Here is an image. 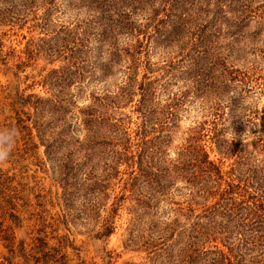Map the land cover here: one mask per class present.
Returning a JSON list of instances; mask_svg holds the SVG:
<instances>
[{
  "label": "rangeland",
  "instance_id": "1",
  "mask_svg": "<svg viewBox=\"0 0 264 264\" xmlns=\"http://www.w3.org/2000/svg\"><path fill=\"white\" fill-rule=\"evenodd\" d=\"M47 1L0 0V128L15 127L20 133L9 162L0 166V175L11 178L10 188L5 190L6 199L0 196V207L6 208L12 196L10 207L17 216L13 219L0 212V264H162L163 250L176 255L180 240L174 235L164 248L166 245L159 244L154 231L150 234L146 228L147 215L141 213L136 221L131 220V202L119 197L129 194L125 188L131 173L137 172L133 161L128 162L129 166L118 163L120 172L112 173L115 179L100 190L105 195L96 184L89 186L92 182L84 180L86 177L102 180L106 166L115 158L113 150L123 147L108 144L106 128L93 144L81 146L73 140L56 144L48 159L36 130H23L17 120L23 118V124L32 125L31 120L41 116L42 110L47 113L42 114L41 120H49L51 108L46 99L55 96L62 100L58 105L64 112L61 117L72 123L79 108L93 105L98 115L113 121L121 119L130 137L125 147L129 154H135L138 148L134 134L139 121L135 109L143 85L150 88L146 106L151 108V123L157 125L152 136L159 135L163 140L161 165L173 168L181 160L179 152L188 128L203 123L212 128L220 112L216 104L226 100H219L212 87L194 88L197 66L191 69L187 56L193 53L190 49L196 36L194 31L199 27L197 21L162 35L163 27H157L161 13H156L162 0L149 1L151 7L143 0H54V5ZM200 1L208 0H184V3L189 8ZM210 2L213 4L214 0ZM224 3L229 7L230 29L223 27V30L233 35L226 37L205 31L214 35L209 36L208 43L220 45L218 60L223 63H215L212 55L210 60L216 65L213 70L205 65L208 56L199 59L198 66L211 76L212 85L219 79L226 80L223 75L228 70L246 74V83H234V90L223 93L235 97L238 120L225 124L218 121L216 127L218 137L236 143L246 159L243 198L254 196L261 200L264 0H224ZM26 5L31 8L24 12ZM12 6L18 7L17 13L11 12ZM209 53L213 51L210 49ZM165 116L172 123L169 130L162 126ZM160 125L162 129L158 130ZM207 133L202 143L210 150V157L217 159L215 145L207 138L211 133ZM83 134L81 130L75 136L82 139ZM81 151L90 157L81 159ZM231 161L225 160L222 169L226 170ZM164 183L168 186L159 199L161 220L170 218L169 206H177L186 196L184 182L178 176L170 175ZM63 186L71 191L69 207L62 206ZM118 199L122 205L115 208ZM109 215L113 232L99 236ZM190 219L178 215L180 224ZM220 240L205 243L206 248L215 245L227 252L229 248ZM244 253L243 249H231L228 255L232 263L248 264V255ZM36 256L48 261L34 262Z\"/></svg>",
  "mask_w": 264,
  "mask_h": 264
},
{
  "label": "trees",
  "instance_id": "2",
  "mask_svg": "<svg viewBox=\"0 0 264 264\" xmlns=\"http://www.w3.org/2000/svg\"><path fill=\"white\" fill-rule=\"evenodd\" d=\"M149 1L152 0H143L144 4L151 7L152 4ZM54 2V0H48L46 3L54 5ZM135 3L137 4V1ZM29 7L28 5L24 6L23 11L25 12ZM10 9L14 13L18 11V7L15 6ZM157 12L161 13L157 27H163L160 32L162 35L180 30L190 21H197L199 27L194 31L196 36L192 39V48L190 49L193 50V53L187 56L188 63L192 65L191 69L193 66H197L196 80L192 81L195 84L194 88L200 90L212 87L214 88L213 93L219 95V100L226 98V100L216 104L218 109L220 108V112L217 115V120L213 121L212 128H206L204 123L203 125H192L188 128L185 142L179 152L181 160H178L173 168L161 165L159 155L162 154V148L160 147L163 140H160L161 136L159 135L152 136L157 131L155 129L157 125L151 123V108L146 106L150 96L148 94L150 88H145L143 85L135 109L139 114V121L136 124L134 134L137 140L136 147L138 148L135 154H129V149L125 147V143L130 140V137L122 126L121 119L113 121L110 117L98 115L97 109L93 105H88L79 108L78 114L74 115L75 119L72 123L69 119L61 117L64 112L58 106L62 103L61 98H58V96L53 97L51 100L46 99L51 108L49 120L45 122L41 120L42 114L47 113L46 110H42L41 116L31 120L32 125L23 124V118L18 119L19 127L23 130L32 131L33 128L36 130L35 135L40 144L44 145V153L48 159L55 152L54 146L56 144L71 140L81 146L87 143L93 144L96 137L102 135L103 130L106 128L109 131L108 144L116 143V145H123V147L119 150H113L115 158L106 166L107 173L102 180L99 181L91 177H86L84 180L92 182L87 184L89 186L96 184L98 191L105 195L100 190L108 186L107 183L111 179H115L112 173L120 172L118 169L120 164L118 163L133 161V166H137V172L134 170V173H131L130 183L125 188L129 191V194L126 196L122 194L119 197L122 198L121 201L128 199L131 202L133 213L131 220L136 221L141 213L147 215L146 228L150 229V234L154 231V235L161 246L168 244L174 235H177L180 240L176 255H172L168 250H163L164 260L162 264H235L231 262L230 255H228L231 249H237L238 251L243 249L247 253L244 254L248 255V264H264V196L261 200L254 198V196L243 198L245 196L243 192L244 180L246 179L244 168L246 159L242 151L237 148L236 143L218 137L219 133L216 127L218 121L225 124L228 120L233 122L238 120L239 115L236 112L238 107L235 104V97L229 96V93V95L223 93L230 91L232 88L234 90V83H246V74L240 70H228L223 75L226 80L219 79L217 83L213 82L212 85L211 76L203 71L204 68L198 66L199 59L208 56L205 59V65L209 67L208 70H213L216 65L210 60L213 58L212 55L215 57L213 60L215 63H223L218 60L221 56V52H219L221 51L220 45L208 42L209 36L216 34L220 35L221 33L226 37L233 35L223 30V27L227 30L230 29L227 20L229 7L224 3V0H214L213 4L210 0L200 1L199 5L190 6L189 8H186L184 0H162V6L157 8ZM206 30L213 31L214 35L207 34ZM210 49L213 53H209ZM209 60L210 62H208ZM184 72L187 73L188 69ZM208 82L209 84H207ZM35 109L37 112L38 107H35ZM169 119L168 116H165L162 123V126H166L168 130L172 124ZM261 119L264 120V114ZM160 129H162L161 125L158 130ZM81 130L84 132L82 139L75 136V133ZM207 132L211 133L207 138L215 145L216 152L219 155L217 159L210 157V150H207L202 143L208 135ZM104 139L106 138H102V140ZM80 154L81 159L90 157L89 154L83 155L82 151ZM186 154L189 156H187V160H184L183 157ZM227 159H232V161L228 163L229 167L223 170V162ZM253 172H255L254 168H252ZM170 175L178 176L183 180V187L186 189V196L184 197L186 199L184 198L183 202L177 204V206H169L168 215H170V218L161 220L158 213L159 199L166 193L164 191L168 185H165L164 179ZM10 180L9 176L3 177L0 175V196L3 197V200L7 196L5 194L6 188H10ZM64 191L61 198L62 206L69 207L72 204L71 191L69 189ZM103 192L105 191L103 190ZM7 203L6 208L0 207V212L6 217L16 218L17 216L11 211L13 208L10 207L12 196L9 197ZM120 205L122 203L118 199L115 208H120ZM179 214L187 218L191 217V219L187 223L180 224ZM111 218L112 215H109L102 226L101 233H98L99 236H109L113 232L114 226ZM130 226L132 225H129V230L132 231L133 227ZM218 239H221L222 245L229 248L227 252L215 245L214 248H206L205 243L215 242ZM166 247L168 245L164 248ZM43 255H45V252H43ZM31 258H33V255ZM35 261L43 263L47 262L48 259L43 261L39 256H36Z\"/></svg>",
  "mask_w": 264,
  "mask_h": 264
},
{
  "label": "clouds",
  "instance_id": "3",
  "mask_svg": "<svg viewBox=\"0 0 264 264\" xmlns=\"http://www.w3.org/2000/svg\"><path fill=\"white\" fill-rule=\"evenodd\" d=\"M19 135L18 128H0V166L9 162Z\"/></svg>",
  "mask_w": 264,
  "mask_h": 264
}]
</instances>
